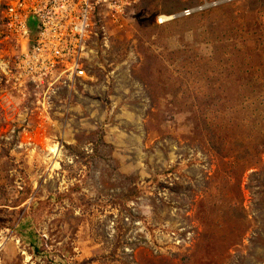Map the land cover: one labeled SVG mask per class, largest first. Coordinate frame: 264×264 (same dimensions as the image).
I'll use <instances>...</instances> for the list:
<instances>
[{
  "label": "rangeland",
  "instance_id": "374dc122",
  "mask_svg": "<svg viewBox=\"0 0 264 264\" xmlns=\"http://www.w3.org/2000/svg\"><path fill=\"white\" fill-rule=\"evenodd\" d=\"M131 12L55 87L0 37V264H264V0Z\"/></svg>",
  "mask_w": 264,
  "mask_h": 264
},
{
  "label": "built area",
  "instance_id": "2783aa9c",
  "mask_svg": "<svg viewBox=\"0 0 264 264\" xmlns=\"http://www.w3.org/2000/svg\"><path fill=\"white\" fill-rule=\"evenodd\" d=\"M140 1L0 0V37L16 53L9 78L15 87L36 89L88 78L84 60L90 41L108 24L123 29Z\"/></svg>",
  "mask_w": 264,
  "mask_h": 264
},
{
  "label": "bare ground",
  "instance_id": "6f19581e",
  "mask_svg": "<svg viewBox=\"0 0 264 264\" xmlns=\"http://www.w3.org/2000/svg\"><path fill=\"white\" fill-rule=\"evenodd\" d=\"M174 17L170 16V17H167V16H163V18L161 17L162 20H165V19H173Z\"/></svg>",
  "mask_w": 264,
  "mask_h": 264
}]
</instances>
